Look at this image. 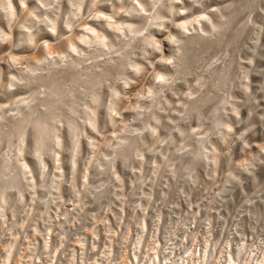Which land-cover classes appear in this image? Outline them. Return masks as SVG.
<instances>
[{
	"label": "rangeland",
	"instance_id": "rangeland-1",
	"mask_svg": "<svg viewBox=\"0 0 264 264\" xmlns=\"http://www.w3.org/2000/svg\"><path fill=\"white\" fill-rule=\"evenodd\" d=\"M10 2L0 264H264V0Z\"/></svg>",
	"mask_w": 264,
	"mask_h": 264
},
{
	"label": "bare ground",
	"instance_id": "bare-ground-1",
	"mask_svg": "<svg viewBox=\"0 0 264 264\" xmlns=\"http://www.w3.org/2000/svg\"><path fill=\"white\" fill-rule=\"evenodd\" d=\"M20 4V6H22V2H20L19 3ZM0 7H2L3 8V10H4V12L3 13H6L7 14V16L9 17V18H11V17H13V15H14V8H13V6H12V3L10 2V0H4V1H0ZM234 19V18H233ZM233 19H231L230 20V22L233 20ZM228 24H229V22H228ZM222 28H223V26H222ZM53 30V29H52ZM217 39H218V37H217ZM84 40H86V39H84ZM96 41L97 42H99L100 44H104V42L106 41V39H105V37H103V36H97L96 37ZM187 53V52H186ZM228 78V77H227ZM228 81V80H227ZM226 82V81H225ZM45 124V123H44ZM38 126H39V124H37ZM36 125V126H37ZM46 125V124H45ZM44 125V126H45ZM42 126V125H41ZM38 127V128H41L40 130H43V132H44V128L42 129V127H44V126H42V127ZM36 128V127H35ZM35 130H37V129H35ZM17 131V130H16ZM19 131V130H18ZM37 132V134L39 135V133H41L40 131H36ZM39 132V133H38ZM53 134L52 132H49V134ZM16 134V133H15ZM19 134V133H18ZM21 134V133H20ZM48 134V133H47ZM16 136L18 137V135L16 134ZM20 136H23V134H21V135H19V138H20ZM43 136V135H42ZM46 137V136H45ZM49 137H50V135H49ZM48 137V138H49ZM39 139V138H38ZM45 141H47V140H45ZM38 143V142H37ZM37 145H39V144H37ZM37 149H40L39 148V146L37 147ZM41 150H42V148H41ZM40 150V153L42 152ZM37 152H38V150H37ZM40 153H38V154H40ZM1 169L3 170V168L1 167ZM0 169V170H1ZM22 169V168H21ZM18 170V169H17ZM15 171V170H14ZM25 171V170H24ZM0 172H3V171H0ZM5 172V171H4ZM11 174V173H10ZM2 175H1V173H0V184H1V182H2ZM4 178V177H3ZM7 178V177H6ZM8 181V180H7ZM4 182H6V181H4ZM3 182V183H4ZM18 184V182H17V178H16V176H14V178L13 179H11V181H10V183H9V185H17ZM7 189V188H6ZM6 194V193H5ZM0 195H1V193H0ZM3 196V195H2ZM3 198H4V196H3ZM4 200V199H3ZM2 200V201H3ZM1 201V202H2ZM5 202V201H4ZM4 202H2V203H4ZM3 206V205H2ZM244 248H245V246H244ZM241 250H243V245L240 247V250L239 251H241ZM239 253V252H238ZM230 262V261H229Z\"/></svg>",
	"mask_w": 264,
	"mask_h": 264
}]
</instances>
